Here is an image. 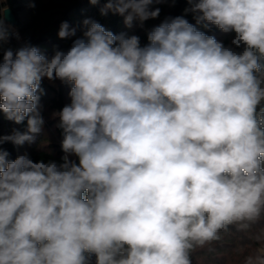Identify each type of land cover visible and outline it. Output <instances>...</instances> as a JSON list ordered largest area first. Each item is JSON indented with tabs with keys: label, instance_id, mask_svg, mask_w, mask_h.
Here are the masks:
<instances>
[{
	"label": "clouds",
	"instance_id": "obj_1",
	"mask_svg": "<svg viewBox=\"0 0 264 264\" xmlns=\"http://www.w3.org/2000/svg\"><path fill=\"white\" fill-rule=\"evenodd\" d=\"M151 3L107 0L102 14L131 26L158 17ZM188 3L197 23L234 32L243 51L175 17L145 47L85 20L84 38L51 59L29 46L4 53L0 110L16 123L29 117L28 133L5 139L19 145L41 131L42 78L74 83L59 116L62 149L79 166L0 152V264H87L86 253L96 264H192L222 231L264 217V0ZM74 34L66 22L58 32ZM244 264H264V247Z\"/></svg>",
	"mask_w": 264,
	"mask_h": 264
},
{
	"label": "trees",
	"instance_id": "obj_2",
	"mask_svg": "<svg viewBox=\"0 0 264 264\" xmlns=\"http://www.w3.org/2000/svg\"><path fill=\"white\" fill-rule=\"evenodd\" d=\"M104 6L105 4L99 1L92 4L90 0H0V21H2L6 33L5 38L0 40V62L3 61L4 53L7 50L11 49L15 54L19 49L13 29H16L21 35L23 46L36 47L42 55L51 59L57 51L67 52L76 39L84 38V33L90 27V24L84 23L85 20L99 23L106 31H110L116 36L123 34L127 38L135 35L139 38L140 46L145 47L150 43L148 35L154 28L161 25L166 19L183 17L198 31L203 32L206 36L214 37L225 48H231L236 53L242 52L244 48L243 45L237 47L232 43L235 38L234 32L227 34L218 26L207 21L197 23L196 17L200 14L185 11L191 7L188 0H152L149 10L160 9L158 17L143 22H136L134 19L131 26L125 23V16L112 10L102 14ZM6 7H10L16 16L15 25H10L5 20L4 9ZM65 22L68 24L69 32L74 30L75 34L61 39L58 32ZM118 43L117 41L116 44ZM260 63L264 66V58ZM73 86L74 83L65 81L64 85L54 87L49 86L44 79L41 80L40 89L37 92L39 96L37 109L44 122L39 133L29 134L34 135L36 139H41L43 130L53 127V133L58 142H50L44 147H39L38 144L17 145L11 140L5 139L13 133H28L27 121L29 117L16 123L9 120L3 110H0V152L7 153L6 160L8 162H12L20 156H26L33 162L42 161L46 164L55 162L59 166L64 163L63 157L67 155L71 163L79 166V157L74 153L66 154L62 149L64 132L60 127L59 116L62 109L71 104L69 93ZM47 89L52 92V95L47 93ZM45 107L55 115L53 118L45 110ZM261 109H264V102L259 106L258 111ZM31 115L32 113L29 114V116ZM258 224L259 226L264 224V217L249 230L254 233L258 230ZM220 236V240L202 248H196L191 254L192 264H244L248 255L245 250L238 249L239 246L236 245V242L237 238L241 239L240 245L246 247L248 243L245 233L237 231L235 226H230L228 230L222 231ZM254 243L258 244L259 241ZM87 264H90L88 259Z\"/></svg>",
	"mask_w": 264,
	"mask_h": 264
},
{
	"label": "rangeland",
	"instance_id": "obj_3",
	"mask_svg": "<svg viewBox=\"0 0 264 264\" xmlns=\"http://www.w3.org/2000/svg\"><path fill=\"white\" fill-rule=\"evenodd\" d=\"M136 20V22H139V20L138 19H135ZM229 33V32H228ZM227 33V34H228ZM13 35H14V37H15V39H16V41L18 42V44H19V49L21 48V47H24L23 46V44H22V38H21V35L19 34V32L16 30V29H13ZM42 79H44L46 82H47V84L49 85V86H54V87H60V85H64V83H65V81H61V80H59V79H54V80H49V79H47V78H42ZM66 90H68L67 88H66ZM47 93L48 94H50V95H52V92L49 90V89H47ZM44 106H45V104H44ZM45 110H47V107H45ZM48 111V110H47ZM48 114L53 118L55 115L52 113V112H50V111H48ZM14 135V133L11 135V136H13ZM58 142L57 141V137L54 135V133H53V127H49V128H45L44 130H43V134H42V137H41V139H34L32 142H27V141H25L23 144L24 145H31V144H38V146L39 147H44V146H46L48 143H50V142ZM18 145V144H17ZM19 145H21V144H19ZM253 228V227H252ZM245 233V235H246V239H247V243H248V245L246 246V247H243V245H240V241H241V239H238L237 238V242H236V245L237 246H239L238 247V249H240L241 251L242 250H245V253L247 254V255H250V254H252L253 252H255L257 249H259V248H261V247H264V224L263 225H261V226H259V224H258V230L257 231H255L254 233L252 232V230H249V231H246V232H244ZM233 235H235L236 233H232ZM257 235H261V240H259V243L257 244V243H254V242H257V240H256V236ZM246 255V256H247Z\"/></svg>",
	"mask_w": 264,
	"mask_h": 264
},
{
	"label": "water",
	"instance_id": "obj_4",
	"mask_svg": "<svg viewBox=\"0 0 264 264\" xmlns=\"http://www.w3.org/2000/svg\"><path fill=\"white\" fill-rule=\"evenodd\" d=\"M101 3L106 4L107 0H98ZM4 16H5V20L10 24V25H15L17 20H16V16L13 14L12 10L10 7H6L4 9Z\"/></svg>",
	"mask_w": 264,
	"mask_h": 264
},
{
	"label": "built area",
	"instance_id": "obj_5",
	"mask_svg": "<svg viewBox=\"0 0 264 264\" xmlns=\"http://www.w3.org/2000/svg\"><path fill=\"white\" fill-rule=\"evenodd\" d=\"M87 255V259L89 261L90 264H96V255L95 254H89V253H86Z\"/></svg>",
	"mask_w": 264,
	"mask_h": 264
}]
</instances>
